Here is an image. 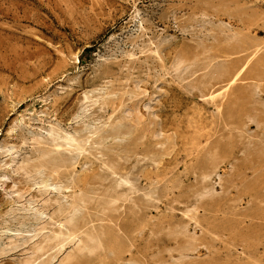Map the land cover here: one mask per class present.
<instances>
[{"label":"rangeland","instance_id":"374dc122","mask_svg":"<svg viewBox=\"0 0 264 264\" xmlns=\"http://www.w3.org/2000/svg\"><path fill=\"white\" fill-rule=\"evenodd\" d=\"M263 102L264 0H0V264H264Z\"/></svg>","mask_w":264,"mask_h":264},{"label":"bare ground","instance_id":"6f19581e","mask_svg":"<svg viewBox=\"0 0 264 264\" xmlns=\"http://www.w3.org/2000/svg\"><path fill=\"white\" fill-rule=\"evenodd\" d=\"M257 47V46H256ZM255 48V47H254ZM254 50V49H253ZM225 53H227V52H225ZM215 54H217V53H215ZM214 54V55H215ZM216 56V55H215ZM215 56H214V58H215ZM218 56V55H217ZM216 56V57H217ZM224 56V55H223ZM227 56V55H226ZM218 59V58H217ZM215 62V61H214ZM216 62H217V60H216ZM243 62V61H242ZM241 62V63H242ZM220 63H222L221 61H220ZM219 62H218V64H220ZM210 64V63H209ZM226 64V63H225ZM225 64H224V66L222 65V64H220L221 66H223V68L225 67ZM231 65V64H230ZM213 66V65H212ZM217 65H215V67H216ZM227 66V65H226ZM229 66V65H228ZM242 66V65H241ZM219 67V65L217 66V68ZM239 67V66H238ZM204 68V67H203ZM222 67L219 69L218 68V70H216V68H215V72H214V74H215V76H217V77H219L220 75L222 76L225 72H226V70L225 69H223ZM209 69H211V67L209 68ZM229 69V68H228ZM255 69V68H254ZM232 70V69H231ZM234 70V69H233ZM240 70V69H239ZM258 70V69H257ZM212 71H214V70H212ZM205 73V72H204ZM208 72H206V74H207ZM229 73V72H228ZM250 73V72H249ZM258 73V72H257ZM209 74H211L212 75V73L210 72ZM235 74H236V72H235ZM205 75V74H204ZM203 75V76H204ZM208 75V74H207ZM254 75V74H253ZM202 76V77H203ZM209 76V75H208ZM208 76H206V77H208ZM226 76V75H225ZM228 76V75H227ZM234 76V75H233ZM250 76H251V74H250ZM205 77V76H204ZM210 77V76H209ZM253 77V76H252ZM212 78H214V75L212 76ZM223 78H224V76H223ZM236 78V77H235ZM258 78V77H257ZM201 80H202V78H200ZM206 79H208V78H206ZM218 79V78H217ZM249 79V78H248ZM251 79H253V78H251ZM212 80H214V79H212ZM216 80V79H215ZM234 80V79H233ZM262 80V79H261ZM207 81V80H206ZM229 81V80H228ZM228 81H227V83H228ZM235 81V80H234ZM257 81H259V79H257ZM199 83H203L202 81L200 82V81H198ZM212 82V81H211ZM225 82V81H224ZM230 82V81H229ZM233 82V81H232ZM217 83V82H216ZM222 83V82H221ZM226 83V82H225ZM257 83V82H256ZM204 84H206V82L204 83ZM213 85V84H212ZM219 84H217V86H218ZM227 85V84H226ZM226 85L223 87V88H225L226 87ZM232 85V84H231ZM252 85V84H251ZM255 85H257V84H255ZM200 86V85H199ZM202 86H204V85H202ZM211 86V85H210ZM254 86V85H253ZM205 87V86H204ZM203 87V88H204ZM215 87V86H214ZM252 87V86H251ZM254 87H256V86H254ZM209 88V87H208ZM211 88H212V86H211ZM229 88H231V87H229ZM206 89V88H205ZM228 89V88H227ZM202 90V89H201ZM207 90V89H206ZM220 90V89H219ZM252 90H254V88L252 89ZM252 90H250V91H252ZM256 90V89H255ZM254 90V91H255ZM234 91V90H233ZM250 91H248V92H250ZM253 91V95H254V93H255V95H256V92H254ZM257 91V90H256ZM225 93V92H224ZM238 93H240V92H238ZM238 93L237 94H235V95H238ZM218 94H222V93H218ZM229 95V94H228ZM217 96H219V97H221L220 95H217ZM243 96V95H242ZM252 96V95H251ZM224 97V96H223ZM237 97V96H236ZM239 97H241V96H239ZM257 97V96H256ZM213 98V97H212ZM238 98V97H237ZM255 98V97H254ZM257 98H259V95H258V97ZM256 98V99H257ZM231 99V98H230ZM233 100V99H232ZM235 100V99H234ZM234 100L233 101H231L232 103L229 105V107L227 108V111L226 110H224V111H226V113H225V115L228 117V119H230L231 121V123H232V121L233 120H235L234 118H237L238 116H236L237 115V112L240 110V105H239V103H235L234 102ZM255 100V99H254ZM258 100H260V99H258ZM240 101V100H239ZM239 101H237V102H239ZM261 101H263V99L262 100H260V102ZM252 102V100L250 101V103ZM230 103V102H229ZM228 103V104H229ZM264 103V102H263ZM218 104V103H217ZM220 104V103H219ZM241 104V103H240ZM245 104H247V103H245ZM258 104H260V103H258ZM255 106V105H254ZM219 107V106H218ZM245 107H247V106H245ZM252 107V106H251ZM250 108V107H249ZM260 109H261V107H260ZM217 110H219V108L217 109ZM253 110V109H252ZM255 110H257V109H255ZM262 110V109H261ZM223 111V112H224ZM242 111V110H241ZM219 112V111H218ZM250 113V112H249ZM251 113H253V111L251 112ZM256 113V112H255ZM264 113V112H263ZM242 114H244L243 112H242ZM222 115H223V113H222ZM224 115V116H225ZM225 116V117H226ZM250 118V117H249ZM251 118H252V116H251ZM250 118V119H251ZM254 118V117H253ZM256 118H257V116H256ZM259 118V117H258ZM255 119V118H254ZM239 120V119H238ZM238 120H235V121H238ZM245 120V119H244ZM234 121V123H236ZM247 121V120H246ZM248 121H250V120H248ZM252 121H253V119H252ZM254 121H256V120H254ZM259 121H262V120H259ZM229 122V123H230ZM257 123V122H256ZM255 124V123H254ZM242 125V124H241ZM257 125V124H256ZM261 127L263 126V125H260ZM233 128H235V127H233ZM260 129V128H259ZM263 130V129H262ZM261 134H263V133H261ZM261 138V137H260ZM260 143H259V145H257L254 149H253V151L252 150H248V152L247 153H245L244 154V156H245V159L246 158H248V160L250 161V162H254V161H259V164H260V161H263L264 160V138L262 139V140H260L259 141ZM256 144V143H255ZM255 144H254V146H255ZM253 147V146H252ZM246 148H244L243 150H245ZM251 149V148H250ZM246 152V151H245ZM244 158V157H243ZM249 163V162H248ZM252 164V163H251ZM210 172V171H209ZM129 180V179H128ZM127 197V196H126ZM116 198V197H115ZM110 200V199H109ZM115 200V199H114ZM112 202V201H111ZM104 204V203H103ZM102 205V204H101ZM125 207V206H124ZM132 208V207H131ZM134 209H135V207H134ZM133 209V210H134ZM107 210V209H106ZM132 210V211H133ZM113 211V210H112ZM130 211H131V209H130ZM135 211V210H134ZM134 211L132 212V213H134ZM138 212V211H137ZM132 213H130V214H132ZM136 213V212H135ZM110 214V213H109ZM133 215V214H132ZM88 216V215H87ZM107 216V215H106ZM135 216V215H134ZM89 217V216H88ZM108 217V216H107ZM119 217V216H118ZM132 217V216H131ZM133 220H135L134 219V217H133ZM102 221V220H101ZM108 221V220H107ZM112 221V220H111ZM93 222H95V221H93ZM114 222V221H113ZM115 224V223H114ZM117 224H119V223H117ZM105 225V224H104ZM134 225V224H133ZM115 226V225H114ZM120 226V225H119ZM92 227V226H91ZM121 227V226H120ZM133 227V226H132ZM94 228V227H93ZM110 228H112V227H110ZM109 228V229H110ZM119 228V227H118ZM102 229V228H101ZM108 229V228H107ZM72 231V230H71ZM79 231V230H78ZM77 231V232H78ZM92 231V230H91ZM95 231V230H94ZM111 231V233H112V229L110 230ZM113 231H114V229H113ZM116 231V230H115ZM73 232V231H72ZM108 232V231H107ZM79 233H82V232H79ZM115 233H117V232H115ZM74 234H76L77 235V233H76V231H75V233H73V235ZM106 234V233H105ZM110 234V233H109ZM118 234V233H117ZM87 235V234H86ZM108 235V234H107ZM107 235H105V236H107ZM111 235V234H110ZM87 236H89V235H87ZM192 236V235H191ZM75 237V236H74ZM187 237V236H186ZM192 237H194V236H192ZM103 238L105 239L106 237H104L103 236ZM111 238V237H110ZM110 238L108 239L107 238V240H109L110 241ZM188 238V237H187ZM191 238V237H190ZM92 239H93V237H92ZM97 239H99V238H97ZM101 239V238H100ZM189 239V238H188ZM193 239V238H192ZM191 239V240H192ZM195 239V238H194ZM197 239V238H196ZM101 240H103V239H101ZM198 240V239H197ZM89 241V240H88ZM196 241V240H195ZM83 242V241H82ZM97 242V241H96ZM106 241H102V243H105ZM111 242H113V241H111ZM186 242H187V239H186ZM185 242V243H186ZM80 243V242H79ZM85 243V242H84ZM194 243V242H193ZM98 244H100L99 242H98ZM106 245L108 244V242L107 243H105ZM130 244V243H129ZM188 244V243H187ZM194 244H196V243H194ZM199 244H200V242H199ZM95 245V244H94ZM108 245H111V243L110 244H108ZM117 245V244H116ZM128 245V244H127ZM78 246H80V245H78ZM84 246V245H83ZM182 246V245H181ZM184 246V245H183ZM189 246H192V242H191V245L189 244ZM194 246V245H193ZM197 246V245H196ZM98 247V246H97ZM101 247V246H100ZM106 248H107V246H105ZM105 247H104V251L105 250H107V249H105ZM111 247V246H110ZM112 247H113V245H112ZM119 247V246H118ZM123 247H124V245H123ZM85 248V247H84ZM99 248V247H98ZM97 248V249H98ZM147 248H149V247H147ZM190 248V247H189ZM189 248H188V250H189ZM194 248H196V247H194ZM96 249V248H95ZM94 249V250H95ZM101 249V248H100ZM111 249V248H110ZM116 250V248H113L112 250H113V257H114V259L116 260V262H117V264H135V262H130V261H128L129 263H119V261H120V257H119V253L118 252H120L119 251V248ZM121 249H122V247H121ZM127 249V248H126ZM126 249H124V250H126ZM146 249V248H145ZM183 249H185V248H183ZM147 250H149V249H147ZM187 250V251H188ZM190 250H192V249H190ZM251 250V249H250ZM87 251V250H86ZM97 251V250H96ZM101 251V250H100ZM111 251V250H110ZM123 250H121V252H122ZM179 251V250H178ZM102 252V251H101ZM101 252H100V255H102L101 254ZM184 252V251H183ZM87 253H89V252H87ZM96 253V252H95ZM136 253V252H135ZM185 253V252H184ZM188 253V252H187ZM247 253V252H246ZM111 254H112V252H111ZM152 254V253H151ZM183 254V253H182ZM97 255V254H96ZM105 255H106V253H105ZM131 255V254H130ZM135 255V254H134ZM153 255V254H152ZM181 255V254H180ZM180 255H178V256H180ZM99 256V255H98ZM107 256H110V255H107ZM106 256V257H107ZM138 256V255H137ZM99 257H101V256H99ZM111 257H112V255H111ZM181 257L183 258V256L181 255ZM181 257L179 258V259H181ZM130 258H132L131 256H130ZM130 258H128L129 260H130ZM144 258V257H143ZM184 258L186 259V258H188V257H185L184 256ZM104 259V258H103ZM162 258H160L159 260H161ZM195 259H197V258H195ZM206 260H207V258H205ZM127 260V259H126ZM209 260V259H208ZM132 261H134V260H132ZM164 261V260H163ZM191 261V260H190ZM250 261H252V260H250ZM143 262V261H142ZM159 262V261H158ZM189 262V261H188ZM188 262H186V264L188 263ZM203 262V261H202ZM205 262V261H204ZM208 262V261H207ZM241 261H239V263H240ZM249 262V261H248ZM264 262V261H263ZM146 263V262H145ZM144 263V264H145ZM148 263V262H147ZM163 263V262H162ZM165 263V262H164ZM178 263H179V261H178ZM73 264H80V262L77 260L75 263H73ZM138 264V263H137ZM190 264H214V263H212V262H208V263H201V262H199L198 260H196V262H190ZM241 264V263H240ZM256 264V263H255Z\"/></svg>","mask_w":264,"mask_h":264}]
</instances>
